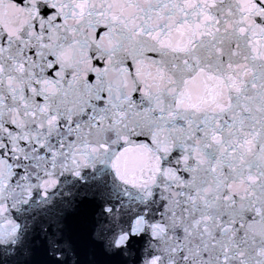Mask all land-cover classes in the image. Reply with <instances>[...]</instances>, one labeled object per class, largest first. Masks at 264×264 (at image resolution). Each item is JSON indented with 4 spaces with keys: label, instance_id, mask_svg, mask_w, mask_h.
I'll list each match as a JSON object with an SVG mask.
<instances>
[{
    "label": "snow or ice",
    "instance_id": "1",
    "mask_svg": "<svg viewBox=\"0 0 264 264\" xmlns=\"http://www.w3.org/2000/svg\"><path fill=\"white\" fill-rule=\"evenodd\" d=\"M0 264H264V0H0Z\"/></svg>",
    "mask_w": 264,
    "mask_h": 264
}]
</instances>
